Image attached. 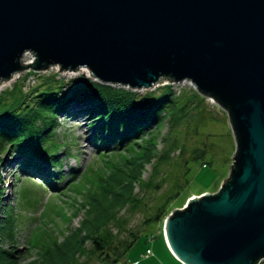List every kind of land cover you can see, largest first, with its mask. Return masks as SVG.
<instances>
[{
  "label": "water",
  "instance_id": "obj_1",
  "mask_svg": "<svg viewBox=\"0 0 264 264\" xmlns=\"http://www.w3.org/2000/svg\"><path fill=\"white\" fill-rule=\"evenodd\" d=\"M53 66L132 90L186 81L226 109L230 177L173 211L166 244L182 264L264 259V0H0V86Z\"/></svg>",
  "mask_w": 264,
  "mask_h": 264
},
{
  "label": "rangeland",
  "instance_id": "obj_2",
  "mask_svg": "<svg viewBox=\"0 0 264 264\" xmlns=\"http://www.w3.org/2000/svg\"><path fill=\"white\" fill-rule=\"evenodd\" d=\"M34 60L29 57L21 61L23 65H29ZM60 68L53 66L49 68L53 70L51 72L24 70L15 80L6 82L8 86L0 94L14 89L17 84L22 85L24 93L33 88L44 90L47 78L52 76L58 82L55 85L64 86L61 92H66L68 86L73 87L80 79L96 82L86 73L62 71L59 74ZM166 86L171 87L178 108L171 107L172 112H165L142 134H134L127 142L122 139V132L118 131L120 138L117 140L105 132L103 123H94L98 115L83 101L82 105H77L80 108L59 113L55 129H52L53 140L60 146L57 165L40 159V170L31 166L27 171L24 156L14 146L5 148L0 155L3 180L0 185L3 204L0 223L3 225V220L12 216L14 239L5 238L1 245L4 250L14 253L17 264H42V258L38 250L31 247V242L45 236L63 244L67 236L80 229L89 214L87 196L94 191L99 179L103 178L104 183L115 180L112 178L115 175L110 176L108 169L113 162H120V168L131 177L141 174L145 182L123 187L137 204L118 208V216L124 225L120 232L126 236L124 230H130L142 238L118 264H172L165 247V220L174 210L183 209L191 197H202L207 193L215 195L220 191L230 177L237 141L229 112L213 99L201 95L190 82L164 80L157 87L144 90L119 85L112 87L143 97L152 93L160 95ZM76 108L78 111L73 113ZM59 172L64 185L59 183L58 177H50ZM161 208H164L162 221L145 226L144 223ZM113 228L116 233L118 229ZM117 235L119 237L120 233ZM87 248L91 250L90 243ZM79 262L102 264L92 253Z\"/></svg>",
  "mask_w": 264,
  "mask_h": 264
},
{
  "label": "trees",
  "instance_id": "obj_3",
  "mask_svg": "<svg viewBox=\"0 0 264 264\" xmlns=\"http://www.w3.org/2000/svg\"><path fill=\"white\" fill-rule=\"evenodd\" d=\"M57 83L52 76L47 78L44 90L33 88L29 93H24L22 85L17 84L14 89L0 94V155L7 146H14L24 156V168L27 171L31 166L40 170V159L50 165L58 164L56 157L60 146L53 140L52 129L56 126L59 113L78 104L82 105L83 101L98 115L94 123H103L105 132L117 140L120 138L117 135L122 132L125 142L134 134H142L148 125L163 117L165 112H172L171 107L178 108V101H174V94L169 86L164 87L160 95L152 93L140 97L135 92L115 89L89 79H80L73 87L68 86L66 92H61L64 86L55 85ZM120 166V162H113L108 167L110 176L115 175L112 177H115L114 181L104 183L103 178L99 179L94 191L87 196L90 200L86 205L89 206L88 216L80 229L67 236L63 244L51 237L46 239L45 236L31 242V247L38 250L42 264H81L79 260L90 253L97 255L102 264H118L141 240V235L130 230H124L126 236L121 234L120 228L124 225L117 212L122 205L127 208L137 204L132 194L129 195L123 187L145 182L141 174L131 177ZM60 174L55 173L50 177H58L61 180L59 183L63 184L65 181L60 178ZM2 181L0 167V185ZM1 195L0 188V200ZM163 212L164 208L158 209L155 216L144 225L162 221ZM8 218L3 220V225L0 223V264H17L14 253L4 250L1 245L5 238L14 239L12 216L9 215ZM113 227L118 229L116 233L113 232ZM88 243L91 245L90 251Z\"/></svg>",
  "mask_w": 264,
  "mask_h": 264
},
{
  "label": "bare ground",
  "instance_id": "obj_4",
  "mask_svg": "<svg viewBox=\"0 0 264 264\" xmlns=\"http://www.w3.org/2000/svg\"><path fill=\"white\" fill-rule=\"evenodd\" d=\"M81 72H83V73H86V74H89V75H91V70L90 69H88V68H83V69H81L80 70ZM16 77H17V75L14 77V79L13 80H15L16 79ZM96 79V78H95ZM159 85V84H158ZM8 86V83H3L1 86H0V91L2 90V89H4L5 87H7ZM155 87H157V85L156 86H154V88ZM75 107H78V108H80L79 106H75ZM78 108H76V109H73L74 111H73V113L74 112H77L78 111ZM17 160H13V162H16ZM198 196H193V197H191L190 198V200H193V199H195V198H197Z\"/></svg>",
  "mask_w": 264,
  "mask_h": 264
},
{
  "label": "crops",
  "instance_id": "obj_5",
  "mask_svg": "<svg viewBox=\"0 0 264 264\" xmlns=\"http://www.w3.org/2000/svg\"><path fill=\"white\" fill-rule=\"evenodd\" d=\"M165 247H166V253L168 254V258L170 260V262L172 264H182L179 260H177L172 254L171 252L169 251V249L167 248V245L165 244Z\"/></svg>",
  "mask_w": 264,
  "mask_h": 264
},
{
  "label": "built area",
  "instance_id": "obj_6",
  "mask_svg": "<svg viewBox=\"0 0 264 264\" xmlns=\"http://www.w3.org/2000/svg\"><path fill=\"white\" fill-rule=\"evenodd\" d=\"M29 57H31V59H35L31 53H26L24 55V59H29ZM263 260H261L258 264H261L263 262Z\"/></svg>",
  "mask_w": 264,
  "mask_h": 264
}]
</instances>
